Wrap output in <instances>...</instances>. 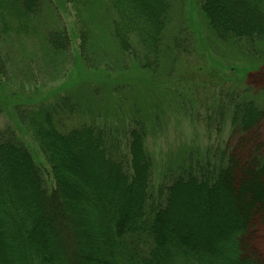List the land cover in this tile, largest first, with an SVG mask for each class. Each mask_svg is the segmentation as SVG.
Here are the masks:
<instances>
[{"label":"trees","instance_id":"1","mask_svg":"<svg viewBox=\"0 0 264 264\" xmlns=\"http://www.w3.org/2000/svg\"><path fill=\"white\" fill-rule=\"evenodd\" d=\"M65 1L80 25L85 68L128 70L132 60L158 72L168 0ZM202 4L221 42L264 39V0ZM46 7V0H0V20L6 14L26 23ZM47 11L52 29L42 54L47 62H63L70 36L60 12ZM7 60L0 56L1 71ZM65 108L20 114L51 168V190L28 148L13 133L0 132V264H258L245 256V241L254 218L264 220L262 145L243 138L228 154L208 150L195 158L186 152L154 194L144 121H133L122 138L93 124L63 131L56 120ZM232 110L236 134L249 136L264 121V109L254 102ZM245 187L250 199L232 196Z\"/></svg>","mask_w":264,"mask_h":264},{"label":"rangeland","instance_id":"2","mask_svg":"<svg viewBox=\"0 0 264 264\" xmlns=\"http://www.w3.org/2000/svg\"><path fill=\"white\" fill-rule=\"evenodd\" d=\"M168 1L171 18L156 73L141 70L132 60L128 70L85 68L79 52L80 25L65 0H46L45 9L60 12L70 36L69 54L57 64L42 54L45 34L52 29L47 27L48 11L26 23L6 14L0 20V56L8 58L0 69V132L13 133L28 148L50 190L55 185L51 168L20 114L30 117L58 104L66 107V114L56 120L63 131L93 124L109 127L122 138L133 121H144V144L154 160V194L166 184L164 174L172 163L186 152H194L195 158L208 150L228 154L243 138L262 145L264 152V121L247 136L236 134L230 119L235 105L254 102L264 109V39L221 42L208 28L204 0ZM42 24L45 31L39 34ZM122 151L128 153L126 147ZM247 190L235 189L232 196L250 199L253 192ZM251 224L245 256L264 264V220L255 217Z\"/></svg>","mask_w":264,"mask_h":264}]
</instances>
